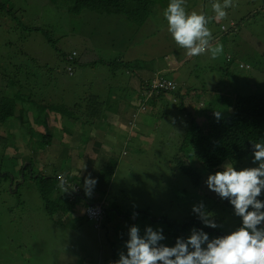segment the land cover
I'll return each mask as SVG.
<instances>
[{
  "label": "rangeland",
  "instance_id": "obj_1",
  "mask_svg": "<svg viewBox=\"0 0 264 264\" xmlns=\"http://www.w3.org/2000/svg\"><path fill=\"white\" fill-rule=\"evenodd\" d=\"M0 1L5 5L0 6V70L6 66H30L40 77L32 84L29 107L31 102L46 103V92L55 91V98L60 97L67 106L76 102L95 106L99 103L92 102V97H97L103 100L99 109L106 115L100 121L101 128L97 129V121L92 125L84 124L81 119H70L58 111L27 113L26 117L37 120L38 129L55 136L54 139L50 135L52 143L60 140L58 146L50 142L43 145V138L33 122L24 123V118L0 126V174H8V178L0 176V264H112L119 259L120 252L127 254L125 242L133 225L139 228L141 236L148 226L154 231L162 229L165 239L159 243L172 247L178 238L173 232L177 223L180 225L190 218L191 213L193 219L201 222L192 210L201 203L205 211L211 213L217 227L201 222L200 230L207 228L211 235L217 231L227 234L239 227L240 217L232 208L222 209L217 205L209 208L226 198L222 199L207 187L208 172L196 166L202 175V196L197 194L187 175L175 167L173 156L188 131H185L188 113L181 105L197 115L217 99L211 86H216L220 95H224L225 90L230 91V95L246 92L238 78L247 76L250 83L258 81L251 72L258 74L261 80L258 88L264 90V0H232V7L226 9L227 16L222 20L212 15L214 0H206L204 12L200 11L201 0H186L187 11L194 10L209 18L210 46L223 45V52L216 59H211L209 52L188 56L175 44L167 31L162 4L148 13L147 20L139 25L136 21H140V16L136 14L133 17L99 14L87 8L77 14L70 13L69 0ZM232 20L237 22L235 32H227L231 30ZM72 51L76 55L70 63L69 74L65 69L66 56ZM227 53L233 57L230 62L226 59ZM224 60L230 64L231 87L224 86L219 78L220 62ZM239 62L243 68L237 66ZM172 67L175 68L171 72ZM165 68L168 72L162 74L175 81L178 88L158 92L154 101L145 102L147 96L144 97L145 109L140 111L136 106L141 96L129 85V80L138 75L140 80L147 79ZM185 79L191 84H186ZM4 90L13 89L6 85ZM192 90L196 91L191 93ZM175 94L179 95L174 97ZM87 98L91 99L89 104ZM120 102L122 108L117 105ZM219 108L223 114V108ZM135 112H139L136 126L127 135L126 121ZM121 120L124 129L120 127ZM8 123L12 130L6 128L10 127ZM60 134L64 135V141L58 138ZM30 136L31 143H28ZM110 160L116 162L115 182L119 185L123 181V189L108 187L102 196L101 190L93 188L91 196H86L84 178L90 176L91 171L94 178ZM227 162H232L237 170L258 166L253 162V154H249L239 160H225L217 169L222 170ZM29 163L28 170L31 168L33 175L27 170L19 171L20 165ZM58 173L66 180L73 175L82 190L81 195L74 191L75 198L69 200L71 207L63 213L54 203V208L48 211L38 188L41 175L52 176L50 183L59 184V178L54 177ZM68 185L72 184L68 182ZM112 190L115 198H112ZM104 198L106 204L115 205L121 211L126 207L140 213L135 211L128 213L130 217H118L105 209L101 212L102 226L97 230L86 217L84 208L87 202L92 204L100 199L103 202ZM203 198L211 205L201 201ZM212 198L217 200L210 202ZM159 217L163 219L157 220ZM193 228L190 225L179 237L186 239Z\"/></svg>",
  "mask_w": 264,
  "mask_h": 264
},
{
  "label": "trees",
  "instance_id": "obj_2",
  "mask_svg": "<svg viewBox=\"0 0 264 264\" xmlns=\"http://www.w3.org/2000/svg\"><path fill=\"white\" fill-rule=\"evenodd\" d=\"M69 2L68 9L70 13L73 14H77L86 8L99 14L114 13L124 14L129 17H133L136 14L137 16H140V21L136 22L141 25L144 20H147L148 13L153 11L156 7L160 8L161 4L163 5V9L166 8L169 0H69ZM0 6L2 8L5 7L3 3H0ZM202 6H204L203 2ZM201 10L204 12L205 7H202ZM229 12L231 11H228V13ZM212 15H214L213 11ZM236 23L234 20L233 25L230 26L231 30L227 32H235L233 29ZM232 58L233 57L230 56V58L226 59H230V62ZM124 65L126 66V63ZM229 66L230 64H228L227 60L222 62L220 70L222 76L220 75L219 78L224 86L228 84L231 87L233 81L228 80V78L232 79L229 76ZM254 71L258 73V70ZM261 72L262 71H260V73ZM34 74H37L36 77H33ZM250 75L253 76L254 79L261 81L260 78H258V74H253L251 72ZM39 79L38 71L30 66H13L12 68L6 66L0 70V87L4 84L3 90L0 88V126L7 125V122L10 121L17 122L18 119L22 120L24 118V122L30 120L35 125L34 128L42 136L43 145H48L49 142L51 143L50 135L52 134L45 132L42 128L38 129L39 126L36 124L37 120H35V118H32L31 116L26 117L27 113H29V115L31 114V110L35 113L36 111L44 113L46 110H51L53 113L54 111H58L61 115L68 116L70 119H81L84 124L88 125H92L95 121L102 120L104 114L100 112L101 108L99 109L102 105V101H98L96 97H92V102L99 103L95 106L93 103L85 106L83 102H76L71 106H67L60 101V97L55 98V91H50L52 94L46 92V103L31 102L29 107L27 102L32 100L34 89L32 84ZM238 80L240 82V87L242 89H247H245L246 92H236L233 95H230V91L225 90L224 95H220L219 92L215 90L216 86H211L210 90L215 92V98L217 97V99L208 103L204 110L198 112L197 115L192 114L186 106H180L186 114L188 113L186 116L189 118L188 125L185 129V131H188L187 135L185 136L184 134V138L182 137V141L174 153L173 160L175 167L187 175L190 179L189 181L194 187H196L197 194L201 193L202 196H204L202 194L203 191L200 189L202 175L200 170H197V165H199L204 171L208 172V174H211V172L218 171L217 168L225 160L231 158L239 160L244 156L253 154L252 142L264 143V90L258 88V81L250 83L247 76H241ZM6 85L10 86L13 90L6 92L4 90ZM60 87L62 90V86ZM140 88L142 89L143 86L141 85ZM253 88L255 89L253 90ZM194 91L196 90H192L191 93ZM149 98L152 100L154 98L156 99L154 92L149 95ZM90 100L88 98L86 99L87 104H89L88 102ZM215 102H218L220 105H216ZM219 107L223 108V114L218 111L220 109ZM78 111H80V114H78ZM216 113H219V119H217V116L215 115ZM8 126H10L9 123ZM6 128L12 130V126ZM30 140L31 136L27 142L31 143ZM30 166L31 163L24 166L20 165L19 171H23L24 173V170H27L28 174H32L31 170H28ZM103 168L104 170L98 171L97 175L94 177L96 180L94 187L98 188V191L101 190L102 194L106 192L108 187H112L113 189L115 187L117 190L120 188L123 189V181L122 184L119 185L115 182L114 175L116 172V162L110 160L103 166ZM0 176L8 178L7 172L1 173ZM54 177L57 178L58 176L55 175ZM90 177H93L92 171ZM49 179H52V176L41 175V181L39 182L38 187L45 207L50 211L54 208L52 206V203H54L58 206L60 212H67L71 207L69 200L75 198V194H72L69 190L67 192L61 191L57 188V184L55 182L50 183ZM68 179L72 182L76 181L73 175ZM101 180L105 181L106 184ZM17 183L18 181L15 182L16 185ZM98 184L102 185V187L99 188ZM116 186H119L120 188H116ZM111 195L112 198L116 197L114 190H112ZM258 199L264 202V193H261ZM105 200L106 199L104 198L103 202H105ZM216 200V198H212L210 202ZM201 201L207 202V204L211 205L206 198L201 199ZM217 202L213 203L209 208H213V205H217L222 209L232 208L234 210V207L228 199H225L224 202H221L220 204ZM103 208L104 212L105 209H109L118 217H130L128 213H136L135 211L140 213V210H126V207L121 211L120 209L115 208V205H108L106 202L103 204ZM262 211H264V209H262ZM144 214H146V212ZM193 216L194 215L191 213L190 218H186L180 223V225L179 223L176 224L177 228L173 230L175 234L174 236L179 237V234H183L190 225H193L195 229H202L201 222L197 219H193ZM161 219L163 218H157V220ZM196 221L199 224L196 223ZM241 223L242 221L240 218L239 227L241 226ZM260 227H263V224ZM204 231H208L207 228ZM108 232L112 234L111 230H108ZM165 233L168 234L169 232L167 231ZM205 233L208 234L209 239L226 235V233L218 231L214 232L212 235L210 231Z\"/></svg>",
  "mask_w": 264,
  "mask_h": 264
},
{
  "label": "clouds",
  "instance_id": "obj_3",
  "mask_svg": "<svg viewBox=\"0 0 264 264\" xmlns=\"http://www.w3.org/2000/svg\"><path fill=\"white\" fill-rule=\"evenodd\" d=\"M202 2L205 6L206 0H201L199 4L200 11H202L201 8L203 7ZM230 7H232V0H223L222 3L220 0H214L211 8L214 13V18L216 20L224 19L227 16L226 9ZM162 15L166 20L168 33H170L175 44L186 51V55L199 56L205 52H209L211 59H216L222 54V44L217 43L215 46H210L212 33L208 27L209 18L203 13H198L194 10L187 11L186 0H169L166 8L162 11ZM232 25L233 21L230 22V26ZM220 26H222V30H225L223 25ZM75 55L76 52L72 51L71 54L66 56L68 65L65 69L69 74L72 71L70 63L74 61ZM230 56V53L226 54V58H230ZM245 66L247 67V64ZM221 67L222 62H220L219 68ZM238 67L243 68L241 62L238 63ZM174 68L172 67L169 71L172 72ZM165 69L155 71L147 79L143 78L140 80L139 75L134 77L140 83V86H143L138 91L142 100L136 106L140 111L145 109V102L150 99L149 95L152 92H154V96L157 99L158 92L167 93L178 88L175 81L162 74V72H168ZM160 77L174 83V88H156L151 92H147L152 82ZM186 84L191 83L186 81ZM178 95L175 94L174 97ZM146 96L147 98L144 102V97ZM45 112L47 113V110ZM138 113L135 112L134 115H130L127 119V135L136 126L135 122ZM215 115L219 119V113ZM100 121H97L98 129L101 128ZM28 122L29 124L31 123L30 120ZM51 137L55 139L54 135H51ZM138 137L139 135L137 134L136 138ZM252 146L253 162L257 163L258 166L237 170L233 167L232 162H227L222 165V170H218L214 174H209L206 179L207 187L210 190L214 191L222 199L226 198L230 201L234 207L235 214L241 218L242 223L240 227L228 232L226 235L217 236L212 239H209L208 234L203 230L193 228L190 236L186 239L178 237L175 245L169 247L159 243L165 239L162 234V229L154 231L152 227L148 226L145 229L144 235L141 236L139 228L133 225L129 228V239L125 242L127 254L120 252L119 259L112 262V264H264V227H260L264 224V211H262L264 209V202L258 199L262 190H264V143L252 142ZM29 170L32 172L29 175H33L32 169L30 168ZM57 176L59 178V184H57L58 189L63 192L69 190L72 194H75L74 191L78 195L82 193L80 187H77V183L66 180L62 177L61 173H58ZM66 181L73 186L68 185ZM95 184L96 180L94 178L90 176L84 178V191L86 196H91ZM104 203L101 202V199L99 202L95 201L92 204L87 202L84 208L86 217L93 221L96 229L102 225L101 212L104 213ZM90 207H97L100 210L97 219L88 217L89 215L87 214ZM192 210L198 215L204 225L212 228L217 227L211 218V213L205 211L202 203L194 205ZM196 223L198 222L196 221Z\"/></svg>",
  "mask_w": 264,
  "mask_h": 264
},
{
  "label": "built area",
  "instance_id": "obj_4",
  "mask_svg": "<svg viewBox=\"0 0 264 264\" xmlns=\"http://www.w3.org/2000/svg\"><path fill=\"white\" fill-rule=\"evenodd\" d=\"M156 88L173 89L174 83L166 81L165 79L160 77L152 82L149 88V91L147 92H151L153 89H156ZM99 214H100V210L97 207H90L88 209V215L91 218L97 219L99 217Z\"/></svg>",
  "mask_w": 264,
  "mask_h": 264
},
{
  "label": "crops",
  "instance_id": "obj_5",
  "mask_svg": "<svg viewBox=\"0 0 264 264\" xmlns=\"http://www.w3.org/2000/svg\"><path fill=\"white\" fill-rule=\"evenodd\" d=\"M165 70H168V68H166ZM130 81V86L132 87V88H134L137 92L140 90V83L138 82V83H136V80L133 78L132 80L130 79L129 80ZM186 81H188V79H186ZM189 82V81H188ZM120 104H122L121 102L120 103H118L117 105H120ZM131 106H132V103H131ZM120 107L122 108V106L120 105ZM105 116H103V118H104ZM103 118H102V120H103ZM102 120H101V122H102ZM124 120V119H123ZM123 124H124V122L121 120V128H123ZM106 125H113L114 126V124H106ZM124 129V128H123ZM103 133V132H102ZM59 139H61V140H65L64 138H63V136H60L59 135V137H58ZM53 145H56V146H58L59 144H60V140H58L57 142H54V143H52ZM81 175L83 176V174L81 173ZM88 176H89V174H88Z\"/></svg>",
  "mask_w": 264,
  "mask_h": 264
}]
</instances>
